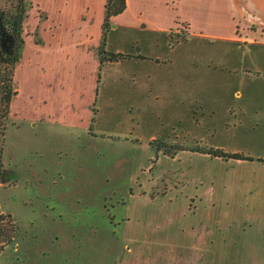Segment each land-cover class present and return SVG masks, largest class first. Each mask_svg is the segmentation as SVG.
I'll return each mask as SVG.
<instances>
[{
	"label": "rangeland",
	"instance_id": "rangeland-1",
	"mask_svg": "<svg viewBox=\"0 0 264 264\" xmlns=\"http://www.w3.org/2000/svg\"><path fill=\"white\" fill-rule=\"evenodd\" d=\"M37 1L42 6L32 0L24 24L27 46L15 69L17 96L5 134L4 162L15 176L0 188V216L7 217L3 226L13 237L0 264H117L128 255L123 229L143 225L149 235L161 230L163 239L179 228L180 239L194 244L190 256L165 257L162 264H225L220 247L228 243L222 248L226 264H260L253 255L264 256V215L251 216L252 222L206 207L202 213L195 199H176L174 191L187 185L185 170L158 171L166 159L150 143L221 149L252 158L246 167L264 164L261 27L241 20L246 32L238 35L241 42L182 33L167 38L169 46L162 37L163 47H156L153 36L116 27L111 52L129 57L106 66L97 84V58L77 43L96 41L85 33L98 30L101 0H90L91 27L67 22L71 31L62 42L64 29L51 37L55 51L43 52L45 70L33 61L36 48L43 49L59 21L66 27L68 6L74 4L75 16L89 0ZM149 56L170 65L143 60ZM93 84L99 91L88 121L82 114L87 104H66L65 98L74 94L88 101L95 95ZM192 161L194 172L208 179L237 175L241 168L235 160H208L202 168ZM231 187L224 192L215 187L212 209L235 206Z\"/></svg>",
	"mask_w": 264,
	"mask_h": 264
},
{
	"label": "crops",
	"instance_id": "crops-1",
	"mask_svg": "<svg viewBox=\"0 0 264 264\" xmlns=\"http://www.w3.org/2000/svg\"><path fill=\"white\" fill-rule=\"evenodd\" d=\"M56 1L59 3V0ZM106 1L107 0H101L100 3H96L100 6L101 12L97 32L95 35H93L92 32L85 33L86 36L91 40L96 38V41L94 40V42L77 43L78 47L83 48V50H86L87 52H92L93 56L97 58V84L101 80V73L103 69L106 66L111 65V63H118L105 61V63L101 64L98 53V49L102 43V26L105 17ZM36 2L39 4L37 0ZM93 3L94 2L89 0L87 3H85V7L83 6L81 11L77 12L75 16L72 14V7H74V4L68 6V10H65L64 12V25L66 27H63V23L59 21L57 23V27L59 26L60 29L55 30V27L53 28L54 30H52L49 36H47V39H45L44 46L41 44H36L38 47L43 46L41 47L43 48L41 51L38 48L35 50L33 61L36 64L38 70H41V68L45 70L44 59L47 54V52L43 53L45 52V49L48 51V56H52L54 53L53 51H55V45L53 42H51V37L54 38L56 33H59L61 29H64L61 33V40L59 41L62 42L63 37L67 35L64 32L71 31L67 27V22L73 23V21H81L85 22L91 27L93 24V17L91 16L92 14L90 15L88 12L90 10V6ZM59 9L60 10H58V14L60 15L62 14L64 8L60 7ZM50 20L51 17L49 14V21ZM241 20H243L247 26L258 25L261 27V29L258 30L261 33L260 36L264 38V0H127L126 10L121 15L112 18L111 29L107 35L106 51L111 53V33L116 27L124 30L141 31V33L147 36H153L152 38L157 41L156 47L164 46L162 37L166 39L165 41L169 46L167 38L174 35L180 36L182 33L189 37L191 36L201 39L218 38L229 40L231 42H241L239 40L240 38H238V35L240 32L246 34V32H244V28H242L243 26L240 23ZM51 22H54L53 19ZM183 26L186 29L182 30L181 27ZM245 29L247 31L248 28ZM59 42L56 41V44ZM115 53L126 56L129 55L119 50ZM143 60H148V62L154 61V64L159 66L170 65L168 62L161 61L160 58L154 59L150 56ZM148 77H151V75L149 74ZM175 81L176 80H173L172 82L175 83ZM94 91L95 95L91 96L88 101H82L83 96L71 94L65 98L66 104L73 103L74 100H77L78 103H86L88 107H83L87 109H84L85 112L82 114L83 117L89 121L93 119L96 106L95 104L99 91L98 85L93 84V92ZM66 110L69 111V109H67V105ZM161 153L162 157L166 159V163H161L159 165L160 167L158 171H162L164 167H170L173 171H176L178 167H182V169L185 170V174H183V176L187 181V185L185 186V189L174 191L173 197L176 199H178L180 195L185 201L189 199H195L194 203L197 205V209H203L202 213L206 212L204 210L206 207L208 208L207 211L209 213L212 211L214 213H224V215L234 214L237 216H249L250 220H252L251 216L264 215L263 163L253 164L252 166L246 167L244 166L245 164L247 165L246 161L235 160L236 162L233 163L241 167L238 168L237 175L224 172L219 176L212 175L213 177L208 179L206 176H202L194 172V163L192 160L194 159V162L198 164L199 168H202L203 162L207 163L208 160L213 159L218 161L221 158H213L207 154L191 152V148L185 146V144L184 147H182L174 157L167 156L163 152ZM180 163L181 165H179ZM229 185L232 186L231 190L235 189V206L231 208L224 207L222 210L212 209L210 203L212 196L215 194V187H217L221 192H224L225 190L230 189ZM228 209H236V211L231 212ZM252 222L254 221L252 220ZM144 228L145 225H143V227L137 226L132 229L129 227L123 229L122 234L126 244L124 245V250L127 249L128 255L122 256L118 260L117 264H162L166 260L165 257H171V261H178L179 256H190L194 244L187 239H180L181 233L179 228V232L176 234L171 233L169 238L165 237V239H163V235L161 237V234L158 233V231H161L158 228L157 235H155L156 233L149 235L145 232L146 230ZM170 237H172V239H170ZM174 237H176L175 240H173ZM167 240H170L168 242L172 244L167 245ZM228 245L229 243L225 246ZM225 246L220 247V257L221 262L226 264L227 260L224 259L223 261L222 258L225 256L223 255L224 253L222 249L225 248ZM138 253L141 255L138 256ZM253 257V259L258 261L260 264H264L262 263L264 262V256L261 257L253 255Z\"/></svg>",
	"mask_w": 264,
	"mask_h": 264
},
{
	"label": "trees",
	"instance_id": "trees-1",
	"mask_svg": "<svg viewBox=\"0 0 264 264\" xmlns=\"http://www.w3.org/2000/svg\"><path fill=\"white\" fill-rule=\"evenodd\" d=\"M33 7L32 0H10V3L3 4L0 0V188L14 182L15 172L8 168L4 162L5 134L8 127L10 109L13 99L17 96L15 87V69L20 63L25 47L24 24L28 14ZM127 8V0H107L105 4V17L102 26V43L98 49L101 64L105 61L119 62L126 58V55L108 53L107 35L111 29L112 18L121 15ZM157 149L163 151L167 156L174 157L181 150L183 145L168 142L152 141L150 143ZM193 152L210 155L213 158L226 160L253 161L252 158L240 153H227L221 149L191 148ZM6 216H0V254L6 244L12 241L13 231H8L3 225L6 223Z\"/></svg>",
	"mask_w": 264,
	"mask_h": 264
}]
</instances>
